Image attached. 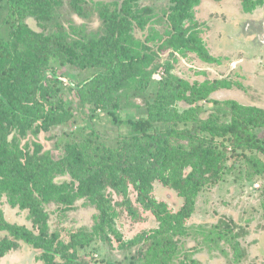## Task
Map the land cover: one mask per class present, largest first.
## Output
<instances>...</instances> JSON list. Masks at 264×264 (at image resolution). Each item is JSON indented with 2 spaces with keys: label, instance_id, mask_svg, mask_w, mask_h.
Listing matches in <instances>:
<instances>
[{
  "label": "trees",
  "instance_id": "1",
  "mask_svg": "<svg viewBox=\"0 0 264 264\" xmlns=\"http://www.w3.org/2000/svg\"><path fill=\"white\" fill-rule=\"evenodd\" d=\"M140 1L115 0L110 6L97 5L95 10L103 23L102 32L90 35L85 27L66 28L58 23L55 13L64 0H9V12L17 18L10 26L8 39L0 34V187L9 192L14 207L32 214L38 233L8 222L0 209V233L6 234L0 239V258L18 249L22 242L42 252L43 264H57L58 258L70 260L58 247L56 236L49 234L48 214L42 204L52 201L70 205L80 198L98 199L101 200L98 208L101 221L107 222L109 210L102 202V191L113 189L125 194L130 186L138 193L139 203L160 221V228L153 235L141 234L130 243L140 247L133 264H171L180 260L175 238L185 237L191 231L201 234L204 245L220 247L223 242L228 246L238 245L236 239L242 235L225 219L210 229L192 226L188 231L185 224L193 214L200 192L223 179L228 169V149L238 155L240 162L242 157L246 158L247 151L260 149L256 141L261 134L264 140V109L234 100H210V108L224 121L194 124L190 130L156 126L150 116L133 119L120 115L117 109L127 97L121 93L136 81L151 80L156 73L155 57L159 52L187 49L199 55L204 53L197 28L193 27L196 32H190L192 29L185 27V22L194 19V9L201 0H172L173 6L164 10L169 31L155 52H151L148 44L135 40L132 34L134 25L144 30L154 18V9L140 7ZM68 2L78 16L89 17L84 0ZM262 3V0H243L246 12ZM27 15L36 17L43 29L41 32L28 26ZM151 40L156 37L147 41ZM204 56L208 62L215 59ZM55 65L82 70L97 68L91 79L70 87L75 102L89 103L96 110L108 113L114 122L126 124L133 132L132 137L112 147L89 141L72 145L66 150L63 163L53 162L46 156L39 159L26 156L10 136L14 132L24 134L39 123L61 125L76 105L74 101L68 103L65 88L59 87L66 85L55 75L49 76L50 70L59 73ZM233 86L221 80H209L185 100L192 105L208 100L219 89ZM178 96L182 99V94ZM216 139L222 141L219 143ZM60 168L69 171L74 181L54 184L51 176ZM157 180L184 200L178 213L165 216L151 197ZM117 239L122 243L119 234ZM80 244L86 247V243ZM121 247L128 251L132 246L123 243ZM246 257L241 255V259ZM182 263L187 264L184 260Z\"/></svg>",
  "mask_w": 264,
  "mask_h": 264
},
{
  "label": "rangeland",
  "instance_id": "2",
  "mask_svg": "<svg viewBox=\"0 0 264 264\" xmlns=\"http://www.w3.org/2000/svg\"><path fill=\"white\" fill-rule=\"evenodd\" d=\"M84 1L89 17L78 16L71 9L68 0H64L63 5L56 10V20L66 28L71 25L85 27L90 35L101 33L103 23L95 8L101 4L110 6L115 0ZM262 1L256 9L246 12L243 0H201L200 5L194 9V19L185 22V27L192 29L190 32H196L197 28L204 53L199 55L198 52L187 49L159 52L155 57V75L150 81H136L122 92L127 97L117 112L125 118L133 119L142 115L150 116L155 120L156 126L190 130L194 124H219L224 121L210 108V100H234L242 105L252 100L260 108L259 104L264 101L258 99V94H264V0ZM139 5L153 8L154 18L144 30L134 25L132 34L135 40L148 44L151 52H155L159 42L165 39V34L169 31L164 10H169L173 1L141 0ZM8 6L9 0H0V34L4 39L9 38L10 26L17 18L10 14ZM25 22L35 32L43 30L34 16L27 15ZM152 37H156V40L148 42ZM204 55L215 59L208 62ZM55 66H58L59 73L55 74L50 70L49 76L55 75L56 79L66 85L59 87L65 88L68 103L76 100L70 87L91 79L98 70ZM209 80H221L234 86L231 89L217 90L208 100L189 104L185 97L191 96L192 91H198ZM178 94H182V99ZM72 109V115L63 124L45 126L39 123L32 129H27L24 134L14 132L10 140L15 141L26 156L36 159L46 156L53 162L63 163L66 150L72 145L89 141L112 147L121 140H129L133 135L129 126L114 122L108 113L96 110L89 103H76ZM186 119L189 121L186 122ZM262 138L261 134L256 141L260 149L247 151V159L242 157V162L238 161V155L231 148L228 149V169L223 179L200 192L193 214L185 224L189 231L192 226L194 229L196 226L210 229L221 219L230 221L234 224L235 232L242 235L236 239L239 246H228L224 242L220 247L204 245L201 234L191 231L185 237L175 238L181 259L171 264H183V260L187 264H264ZM216 141L220 143L222 140ZM225 143L227 147L230 146ZM51 178L57 185L74 181L71 173L63 168L54 172ZM101 195L102 202L109 210L107 222L101 221L98 209L101 200L98 199L80 198L70 205L52 201L42 204L43 210L48 214L49 234L56 236L58 247L65 256L70 257V260L58 258L57 264H133L140 247L130 243L141 234L149 236L159 230V219L139 203L134 187L130 186L125 194L107 189ZM150 195L164 210L165 216L178 213L184 205V200L178 193L159 180L155 182ZM0 209L8 222L38 233L32 214L14 207L11 195L1 187ZM116 234L121 236L122 243L118 241ZM5 236L6 234L0 233V239ZM80 242L86 243V247ZM123 243L132 247L128 251L124 250L121 247ZM243 254L247 257L241 259ZM41 255V251L20 242L18 249L0 258V264H43Z\"/></svg>",
  "mask_w": 264,
  "mask_h": 264
},
{
  "label": "crops",
  "instance_id": "3",
  "mask_svg": "<svg viewBox=\"0 0 264 264\" xmlns=\"http://www.w3.org/2000/svg\"><path fill=\"white\" fill-rule=\"evenodd\" d=\"M245 63H247V62H245ZM253 99V98H252ZM258 99H260V100H263L264 99V94H258ZM264 102V101H263ZM263 102H261V104H259V106L258 107H260V108H263L264 109V105H263ZM243 105H246V106H253V107H256V104L254 103V101H252V100H249L248 102H246L245 104H243Z\"/></svg>",
  "mask_w": 264,
  "mask_h": 264
}]
</instances>
